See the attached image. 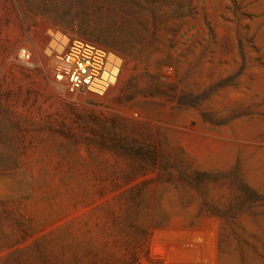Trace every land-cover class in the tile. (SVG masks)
<instances>
[{
	"label": "rangeland",
	"instance_id": "374dc122",
	"mask_svg": "<svg viewBox=\"0 0 264 264\" xmlns=\"http://www.w3.org/2000/svg\"><path fill=\"white\" fill-rule=\"evenodd\" d=\"M48 31L116 83L56 85ZM0 264H264V0H0Z\"/></svg>",
	"mask_w": 264,
	"mask_h": 264
},
{
	"label": "built area",
	"instance_id": "2783aa9c",
	"mask_svg": "<svg viewBox=\"0 0 264 264\" xmlns=\"http://www.w3.org/2000/svg\"><path fill=\"white\" fill-rule=\"evenodd\" d=\"M48 36L43 53L50 64L55 84L66 92L101 96L116 83L122 65L117 53L58 31H48ZM16 56L23 67H33L26 47H20Z\"/></svg>",
	"mask_w": 264,
	"mask_h": 264
}]
</instances>
